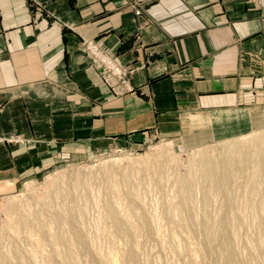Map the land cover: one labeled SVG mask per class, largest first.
Instances as JSON below:
<instances>
[{"label":"crops","instance_id":"obj_1","mask_svg":"<svg viewBox=\"0 0 264 264\" xmlns=\"http://www.w3.org/2000/svg\"><path fill=\"white\" fill-rule=\"evenodd\" d=\"M263 126L264 0H0V136L192 146ZM14 151L0 144V172Z\"/></svg>","mask_w":264,"mask_h":264},{"label":"rangeland","instance_id":"obj_2","mask_svg":"<svg viewBox=\"0 0 264 264\" xmlns=\"http://www.w3.org/2000/svg\"><path fill=\"white\" fill-rule=\"evenodd\" d=\"M2 143L19 169L0 172V264H134L131 254L136 264H264V126L192 146L154 130L96 144L11 132ZM204 154L208 167L229 170L223 183L204 179Z\"/></svg>","mask_w":264,"mask_h":264},{"label":"bare ground","instance_id":"obj_3","mask_svg":"<svg viewBox=\"0 0 264 264\" xmlns=\"http://www.w3.org/2000/svg\"><path fill=\"white\" fill-rule=\"evenodd\" d=\"M95 58H96V60L98 61V62H100V64H102V66H104V68L107 70V72H109V73H111L112 75H114L115 77H117L121 82H123V83H125L126 82V76H127V72H126V70L122 67V66H120L119 64H117V62L115 61V59H113L112 57H110V56H108L107 54H105V53H102V52H96V54H95ZM259 138V137H258ZM262 138V137H261ZM232 141H234L235 142V140H232ZM260 143V142H259ZM241 144H242V142H241ZM253 144V143H252ZM237 145H238V143H233V142H231L229 145H228V147H229V151H228V153L229 154H234V151H232L234 148H237ZM241 146V145H240ZM245 147V146H244ZM263 147V146H262ZM260 148V147H259ZM221 149V148H220ZM257 149V148H256ZM226 150H228V148L226 149ZM258 150V149H257ZM223 151V150H222ZM225 151V150H224ZM260 151V150H259ZM263 151V150H262ZM242 152H244V150L242 151ZM196 153V152H195ZM238 153H239V151H238ZM155 154V153H154ZM214 154V153H213ZM159 155V154H158ZM157 155V156H158ZM165 155V154H164ZM196 155H198V153H196ZM215 155V154H214ZM222 155V154H221ZM220 155V156H221ZM147 156V155H146ZM160 156H162V155H160ZM167 156V155H166ZM165 156V157H166ZM175 156V155H174ZM194 156H195V154H194ZM206 155L204 154L203 155V157H199L198 158V161L200 160L201 162H204V165L202 164V168H201V170L203 169L204 170V179H213V180H215V181H221V180H225V179H227L228 178V169L227 168H224V167H221V166H218V164H215L214 166H212V167H208L205 163L209 160V161H212L211 159H208L207 161H206V158L207 157H205ZM210 156V155H209ZM264 156V155H263ZM155 157V156H154ZM215 157H216V155H215ZM218 157H219V155H218ZM234 157V156H233ZM236 157V156H235ZM148 158V157H147ZM146 158V159H147ZM153 158V157H152ZM151 158V159H152ZM204 158V159H203ZM212 158V157H211ZM217 158V157H216ZM156 159V158H155ZM168 159V158H167ZM173 159H175V158H173ZM226 159H228V157H226ZM230 159V158H229ZM228 159V160H229ZM145 160V159H144ZM192 160H193V158H192ZM191 160V161H192ZM215 160V159H214ZM221 160V159H220ZM232 160V159H231ZM137 161V160H136ZM153 161V160H152ZM160 161V160H159ZM171 161V160H170ZM196 161V160H195ZM227 161V160H226ZM232 162V161H231ZM162 163H164V162H162ZM168 163V162H167ZM199 163V162H198ZM222 163V162H221ZM256 163V162H255ZM161 164V163H160ZM229 164V163H228ZM111 165V164H110ZM159 165V164H158ZM165 165V164H164ZM199 166L201 165V163H199L198 164ZM198 165H197V167H198ZM221 165V164H220ZM257 165V164H256ZM104 166V165H103ZM157 166V165H156ZM227 166V165H226ZM113 167V166H112ZM110 168V167H109ZM114 168H115V166H114ZM106 170H107V168H105ZM113 169V168H112ZM193 169H194V167H193ZM114 170V169H113ZM116 170V169H115ZM154 170H156V168L154 169ZM158 170V169H157ZM233 170V169H232ZM231 170V171H232ZM260 170V169H259ZM194 171V170H193ZM197 171V170H196ZM113 172V171H112ZM111 172V173H112ZM116 172V171H115ZM198 172V171H197ZM201 172H203V171H201ZM233 172V171H232ZM231 172V173H232ZM260 172V171H259ZM258 172V173H259ZM118 173V172H117ZM262 173V172H261ZM261 173H260V175H261ZM76 174V173H75ZM79 174V173H78ZM114 174H116V173H114ZM126 174H128V172L126 173ZM106 176H107V174H105ZM202 175V176H203ZM258 176H260L259 174H257ZM80 176V175H79ZM78 176V177H79ZM118 176V175H117ZM130 176V175H129ZM129 176H128V178H129ZM264 176V175H263ZM63 177H64V174H63ZM62 177V178H63ZM92 177V176H91ZM183 177V176H182ZM74 178V177H73ZM114 178V177H113ZM112 178V179H113ZM121 178V177H120ZM119 178V179H120ZM258 178V177H257ZM79 179V178H78ZM111 179V178H110ZM115 179V178H114ZM235 179V178H234ZM256 179V178H255ZM259 179V178H258ZM59 180H60V178H59ZM88 179H85V181H87ZM109 180V179H108ZM123 180H124V178H123ZM62 181V179L60 180V182ZM64 181V180H63ZM62 181V182H63ZM73 181V180H72ZM113 181V180H112ZM180 181V180H179ZM181 181H182V179H181ZM256 181V180H255ZM75 182H77V181H75ZM222 182V181H221ZM258 182V181H257ZM64 183V182H63ZM68 183V182H67ZM70 183V182H69ZM71 183H73V182H71ZM70 183V184H71ZM112 184H113V182H111ZM120 183H121V181H120ZM218 183V182H217ZM217 183H216V185H217ZM223 183V182H222ZM65 184V183H64ZM85 184V183H84ZM0 185H1V183H0ZM86 185V184H85ZM121 185V184H120ZM218 185H220V183H218ZM221 185H223V184H221ZM5 186H7L6 184L3 186L2 185V188L3 189H6L5 188ZM64 185H62V183H61V187H63ZM70 186V185H69ZM74 186V185H73ZM9 187H10V185H9ZM66 187V186H65ZM64 187V188H65ZM206 187V186H205ZM1 188V187H0ZM1 188V189H2ZM58 188H60V187H58ZM57 188V189H58ZM67 188V187H66ZM69 188V187H68ZM225 188V187H224ZM62 189V188H61ZM209 189V188H208ZM62 190H64V189H62ZM62 190H60V192L62 191ZM59 192V191H58ZM59 192V193H60ZM56 193V192H55ZM58 193V194H59ZM109 193H111V192H109ZM66 194V193H65ZM65 194H63V195H65ZM68 195V194H67ZM106 195V194H105ZM116 195V194H115ZM99 196V195H98ZM110 196V195H109ZM48 197V196H47ZM129 197H130V195H129ZM115 199H116V197H114ZM118 198V197H117ZM49 199V198H48ZM67 199V198H66ZM99 199V198H98ZM97 199V200H98ZM46 202V201H45ZM44 202V203H45ZM66 202V201H65ZM104 202V201H103ZM24 203V202H23ZM113 203V202H112ZM25 204V203H24ZM47 204V203H46ZM49 204H50V201H49ZM65 204V203H64ZM100 204V203H99ZM45 205V204H44ZM12 207V206H11ZM21 207V206H20ZM50 206H48V208H49ZM63 208V207H62ZM80 208V207H79ZM191 208V207H190ZM70 209V208H69ZM68 209V210H69ZM78 209V208H77ZM12 210V209H11ZM103 210V209H102ZM247 210V209H246ZM34 211H36V210H34ZM110 211V215H113L114 214V211L113 210H109ZM181 211V210H180ZM191 211V210H190ZM23 212V211H22ZM108 212V211H107ZM12 213V212H11ZM14 213V212H13ZM31 213H34V212H32L31 211ZM105 213V212H104ZM141 213V212H140ZM141 215V214H140ZM145 216V214H142L141 216ZM190 215H192L191 213H190ZM9 216V215H8ZM109 216V215H108ZM139 216V215H138ZM195 216V215H194ZM112 217V216H111ZM53 218V217H52ZM140 218V217H139ZM244 218V217H243ZM142 219V218H141ZM13 220H15V219H13ZM43 220V219H42ZM42 220H41V223H42ZM45 220V219H44ZM79 220V219H78ZM100 220H102L101 218H100ZM61 221V220H60ZM64 221V220H63ZM63 221H62V223H63ZM80 221V220H79ZM193 221V220H192ZM196 221V220H195ZM9 222H10V219H9ZM13 222V221H12ZM19 222V221H18ZM17 222V223H18ZM46 222H47V220H46ZM82 222V221H81ZM75 223V222H74ZM16 224V223H15ZM23 224V223H22ZM102 224V223H101ZM15 226V225H14ZM22 226V225H21ZM102 226V225H101ZM204 226V225H203ZM234 226V225H233ZM240 227H241V225H239ZM16 227V226H15ZM14 227V228H15ZM20 227V226H19ZM8 228V227H7ZM235 228H236V226H235ZM7 230H10L9 228L7 229ZM54 230V229H53ZM102 230V229H101ZM236 230V229H235ZM237 230H239V229H237ZM105 231V230H104ZM241 231V230H240ZM55 232H57V231H55ZM61 232V231H60ZM203 232V231H202ZM238 232V231H237ZM31 233V232H30ZM53 233H54V231H53ZM232 233H233V231H232ZM239 233V232H238ZM203 234V240L201 241V243H202V245H203V249H206L207 250V248L209 247V237H210V232L209 231H207V230H205V232H203L202 233ZM234 234H236V232H234ZM243 234V233H242ZM55 235V234H54ZM257 236V235H256ZM262 236V235H261ZM264 236V235H263ZM59 237V236H58ZM234 237H235V235H234ZM233 237V238H234ZM251 237V236H250ZM232 238V239H233ZM83 239V238H82ZM234 239H236V238H234ZM255 239V238H254ZM204 240H205V245H204ZM78 241V240H77ZM240 241V240H239ZM79 244V243H78ZM81 244H83V243H81ZM253 245V244H252ZM257 245H258V243H257ZM259 246H260V244H259ZM226 248L228 247V246H225ZM230 247V246H229ZM239 247V246H238ZM242 247V246H241ZM65 249V248H64ZM130 249V248H129ZM240 251V250H239ZM70 252V251H69ZM127 252H128V250H127ZM229 253H228V256H227V259L228 260H230L231 258H232V252L233 251H231V250H229L228 251ZM6 253V252H5ZM126 253V252H125ZM136 253V252H135ZM10 254V253H9ZM47 254H50V253H47ZM7 255V254H6ZM11 255V254H10ZM51 255V254H50ZM224 255V254H223ZM233 255H235V252H234V254ZM237 255V254H236ZM235 255V256H236ZM126 256V255H125ZM13 257V256H12ZM112 257V256H111ZM9 258H11V257H9ZM15 258V257H14ZM113 258V257H112ZM116 258V257H115ZM50 259V258H49ZM109 259V258H108ZM111 259V258H110ZM118 259V258H117ZM3 260V259H2ZM23 260V259H22ZM131 260H132V263H134V264H136L137 263V260H136V257L134 256V254H131ZM13 261V260H12ZM11 261V262H12ZM108 261V260H107ZM114 261H116V260H114ZM119 261V260H118ZM208 261L206 260V263H207ZM244 262V261H243ZM23 263V262H22ZM109 263V262H108ZM114 263H116V262H114ZM119 263V262H118ZM121 263V262H120ZM16 264V263H15ZM131 264V263H130Z\"/></svg>","mask_w":264,"mask_h":264}]
</instances>
